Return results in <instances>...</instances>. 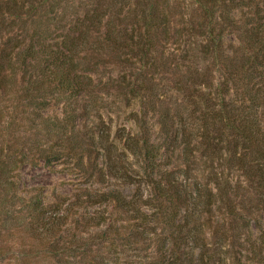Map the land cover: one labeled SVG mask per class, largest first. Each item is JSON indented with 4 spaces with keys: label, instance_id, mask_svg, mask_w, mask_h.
I'll use <instances>...</instances> for the list:
<instances>
[{
    "label": "trees",
    "instance_id": "obj_1",
    "mask_svg": "<svg viewBox=\"0 0 264 264\" xmlns=\"http://www.w3.org/2000/svg\"><path fill=\"white\" fill-rule=\"evenodd\" d=\"M0 264H264V0H0Z\"/></svg>",
    "mask_w": 264,
    "mask_h": 264
},
{
    "label": "rangeland",
    "instance_id": "obj_2",
    "mask_svg": "<svg viewBox=\"0 0 264 264\" xmlns=\"http://www.w3.org/2000/svg\"><path fill=\"white\" fill-rule=\"evenodd\" d=\"M105 75H108V72ZM103 99L104 120L107 123L110 121L112 134H121L119 129L122 127H133L130 112L134 103H125L117 96H103ZM47 114L60 115V107L52 106ZM82 123L85 125V122ZM19 174L22 190L41 188L48 202L56 196H68L87 184L85 179L69 172L60 163L45 164L40 161L36 165L25 164Z\"/></svg>",
    "mask_w": 264,
    "mask_h": 264
}]
</instances>
